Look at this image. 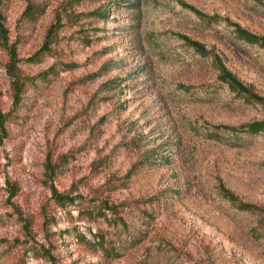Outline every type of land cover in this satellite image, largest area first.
<instances>
[{
	"label": "rangeland",
	"instance_id": "obj_1",
	"mask_svg": "<svg viewBox=\"0 0 264 264\" xmlns=\"http://www.w3.org/2000/svg\"><path fill=\"white\" fill-rule=\"evenodd\" d=\"M0 14V264H264V130L209 135L264 120L215 62L264 98V0Z\"/></svg>",
	"mask_w": 264,
	"mask_h": 264
},
{
	"label": "trees",
	"instance_id": "obj_2",
	"mask_svg": "<svg viewBox=\"0 0 264 264\" xmlns=\"http://www.w3.org/2000/svg\"><path fill=\"white\" fill-rule=\"evenodd\" d=\"M206 18L212 19L211 17H206ZM0 19H1V14H0ZM231 25L233 28L232 29L233 33L236 38L246 43L256 44L257 46L264 49V38L263 37L253 34L247 31L246 29L238 26L237 24L232 23ZM4 35H5V30L0 21V37L4 39L5 38ZM186 42L198 54L202 56H208L210 54V52L204 49V47L198 42L193 41V40H187ZM215 62H216V69H217L216 80L219 83L225 84L226 87L230 91L234 92L235 94H238L247 100L260 103L264 106L263 97L258 96L248 91V89L231 72H229L220 61L217 60ZM263 130H264V120H254V121L240 124L238 126L215 125L211 127L212 134H209V135L210 136L212 135V137H215L217 139L219 138V133L221 131L222 132L228 131L233 134L242 133V132L248 133V134H255ZM227 198L230 199L231 201H234V198L232 196H229V197L227 196ZM237 206L240 209H250L251 207L241 202H238Z\"/></svg>",
	"mask_w": 264,
	"mask_h": 264
}]
</instances>
